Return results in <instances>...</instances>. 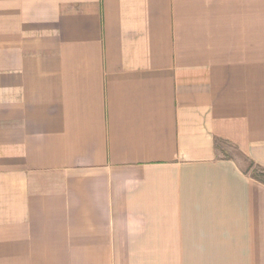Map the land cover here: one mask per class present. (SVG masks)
<instances>
[{
  "label": "crops",
  "instance_id": "crops-1",
  "mask_svg": "<svg viewBox=\"0 0 264 264\" xmlns=\"http://www.w3.org/2000/svg\"><path fill=\"white\" fill-rule=\"evenodd\" d=\"M220 145L264 171V0H0V264H264Z\"/></svg>",
  "mask_w": 264,
  "mask_h": 264
},
{
  "label": "rangeland",
  "instance_id": "rangeland-1",
  "mask_svg": "<svg viewBox=\"0 0 264 264\" xmlns=\"http://www.w3.org/2000/svg\"><path fill=\"white\" fill-rule=\"evenodd\" d=\"M220 147H221L220 149H221L222 156L228 157V158L232 157L239 163L242 169L246 170L248 174H250L253 177H257L258 180H261L264 182V171L246 162L238 154V152L234 148L230 147L229 145H220Z\"/></svg>",
  "mask_w": 264,
  "mask_h": 264
},
{
  "label": "trees",
  "instance_id": "trees-1",
  "mask_svg": "<svg viewBox=\"0 0 264 264\" xmlns=\"http://www.w3.org/2000/svg\"><path fill=\"white\" fill-rule=\"evenodd\" d=\"M254 178H256L257 179V177H254ZM261 181V180H260ZM263 182V181H262Z\"/></svg>",
  "mask_w": 264,
  "mask_h": 264
}]
</instances>
